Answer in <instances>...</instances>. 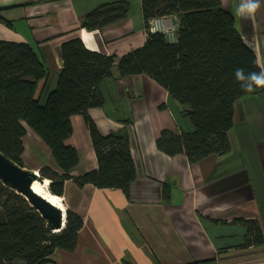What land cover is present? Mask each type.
I'll list each match as a JSON object with an SVG mask.
<instances>
[{
    "label": "crops",
    "instance_id": "1",
    "mask_svg": "<svg viewBox=\"0 0 264 264\" xmlns=\"http://www.w3.org/2000/svg\"><path fill=\"white\" fill-rule=\"evenodd\" d=\"M114 1L119 0H0V41L32 48L46 72L38 86L44 98L56 86L64 42L78 37L87 50L115 56L144 44L140 0H123L129 3L123 21L96 32L79 28L91 10ZM219 1L264 69V0L249 19L234 15L240 0ZM99 91L103 106L90 109L89 117L100 134L127 137L136 178L128 197L64 182L58 198L83 225L75 250L56 251L52 264H264V93L235 102L227 154L190 164L184 155L169 157L156 148L161 131L193 129L186 109L165 89L138 75L106 79ZM70 123L65 144L78 152L71 176H79L97 162L83 118L72 116ZM23 126L22 168L61 174L39 137ZM243 221L258 224L263 244L241 247Z\"/></svg>",
    "mask_w": 264,
    "mask_h": 264
},
{
    "label": "trees",
    "instance_id": "2",
    "mask_svg": "<svg viewBox=\"0 0 264 264\" xmlns=\"http://www.w3.org/2000/svg\"><path fill=\"white\" fill-rule=\"evenodd\" d=\"M140 6L145 26L150 19L174 17V42L161 33H148L141 47L115 56L89 51L78 37L72 38L60 47L62 68L55 88L44 98L38 86L46 72L32 48L0 41V153L22 168L24 124L61 171L39 170L54 196L61 197L64 182L71 181L78 188L120 190L128 197L136 178L128 139L100 134L89 117L90 109L103 106L99 85L106 79L146 76L186 109L192 131L163 130L156 148L169 157L184 155L190 164L227 154L235 102L264 93V89L247 93L235 80L236 68L258 72L261 67L219 0H140ZM128 15L126 1L101 4L81 19L79 28L100 31ZM72 116L83 118L97 162L95 170L79 176H71L78 152L65 144L72 134ZM242 224L246 235L241 247L263 244L256 222ZM82 225L80 216L66 210L64 228L53 233L23 196L0 181V264H52L56 251L75 250Z\"/></svg>",
    "mask_w": 264,
    "mask_h": 264
},
{
    "label": "water",
    "instance_id": "3",
    "mask_svg": "<svg viewBox=\"0 0 264 264\" xmlns=\"http://www.w3.org/2000/svg\"><path fill=\"white\" fill-rule=\"evenodd\" d=\"M43 180L38 173L17 167L0 153V181L2 184L23 196L30 206L46 221L49 229L53 233H58L65 225V211L62 212L61 209L36 195L32 190V184L35 181L42 182Z\"/></svg>",
    "mask_w": 264,
    "mask_h": 264
},
{
    "label": "clouds",
    "instance_id": "4",
    "mask_svg": "<svg viewBox=\"0 0 264 264\" xmlns=\"http://www.w3.org/2000/svg\"><path fill=\"white\" fill-rule=\"evenodd\" d=\"M260 9L261 0H240L234 15L241 19L254 18ZM234 76L241 89L247 93L264 89V69L258 72H246L244 68L238 67L234 71Z\"/></svg>",
    "mask_w": 264,
    "mask_h": 264
},
{
    "label": "built area",
    "instance_id": "5",
    "mask_svg": "<svg viewBox=\"0 0 264 264\" xmlns=\"http://www.w3.org/2000/svg\"><path fill=\"white\" fill-rule=\"evenodd\" d=\"M174 17L163 16L150 19L145 26L147 33H161L165 36L166 40L170 43L175 40L176 24Z\"/></svg>",
    "mask_w": 264,
    "mask_h": 264
},
{
    "label": "bare ground",
    "instance_id": "6",
    "mask_svg": "<svg viewBox=\"0 0 264 264\" xmlns=\"http://www.w3.org/2000/svg\"><path fill=\"white\" fill-rule=\"evenodd\" d=\"M48 185H49V180L44 179L42 182L35 181L32 184V190L36 195L47 200L50 204L61 209L62 212H64V207L62 206L60 199L57 196H54L48 192L47 190Z\"/></svg>",
    "mask_w": 264,
    "mask_h": 264
}]
</instances>
